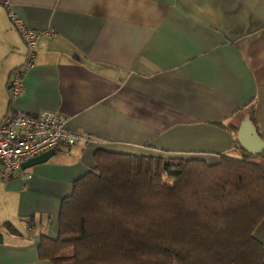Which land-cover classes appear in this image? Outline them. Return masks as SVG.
Listing matches in <instances>:
<instances>
[{"label":"crops","instance_id":"crops-1","mask_svg":"<svg viewBox=\"0 0 264 264\" xmlns=\"http://www.w3.org/2000/svg\"><path fill=\"white\" fill-rule=\"evenodd\" d=\"M7 5L46 33L15 99L27 49ZM45 112L92 141L0 176V264H53L39 258L41 236L57 237L61 203L97 150L243 159L232 128L250 112L264 140V0H0V125ZM253 236L264 247V220Z\"/></svg>","mask_w":264,"mask_h":264},{"label":"trees","instance_id":"trees-1","mask_svg":"<svg viewBox=\"0 0 264 264\" xmlns=\"http://www.w3.org/2000/svg\"><path fill=\"white\" fill-rule=\"evenodd\" d=\"M248 117L255 123L251 112ZM238 129L232 131L239 145ZM253 160L246 153L211 164L97 150L94 168L61 203L57 237L41 236L39 258L53 264H264L263 244L253 236L264 220V170Z\"/></svg>","mask_w":264,"mask_h":264},{"label":"built area","instance_id":"built-area-1","mask_svg":"<svg viewBox=\"0 0 264 264\" xmlns=\"http://www.w3.org/2000/svg\"><path fill=\"white\" fill-rule=\"evenodd\" d=\"M8 7V17L26 46L25 64L10 78L9 91L12 98L24 94V76L36 60L38 40L43 34L31 29L23 19ZM69 119L58 113L38 115L9 113L0 125V176L10 179L21 169L23 163L48 151L69 150L78 142L90 143L91 137L68 129Z\"/></svg>","mask_w":264,"mask_h":264},{"label":"water","instance_id":"water-1","mask_svg":"<svg viewBox=\"0 0 264 264\" xmlns=\"http://www.w3.org/2000/svg\"><path fill=\"white\" fill-rule=\"evenodd\" d=\"M237 139L242 149L252 157H259L264 154V140L258 133L257 127L252 122L250 117L245 118L238 129ZM56 154V151L51 150L40 156L31 159L22 164L21 169L26 170L37 165L47 162Z\"/></svg>","mask_w":264,"mask_h":264},{"label":"rangeland","instance_id":"rangeland-1","mask_svg":"<svg viewBox=\"0 0 264 264\" xmlns=\"http://www.w3.org/2000/svg\"><path fill=\"white\" fill-rule=\"evenodd\" d=\"M0 116H1V115H0ZM256 158H257V157H256ZM256 158H255V159H256Z\"/></svg>","mask_w":264,"mask_h":264}]
</instances>
